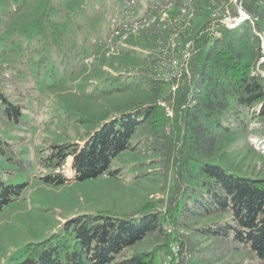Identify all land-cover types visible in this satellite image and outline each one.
Wrapping results in <instances>:
<instances>
[{
	"label": "trees",
	"instance_id": "obj_1",
	"mask_svg": "<svg viewBox=\"0 0 264 264\" xmlns=\"http://www.w3.org/2000/svg\"><path fill=\"white\" fill-rule=\"evenodd\" d=\"M28 1L0 0V22L10 20ZM56 1L43 0L27 27L10 26L3 32L0 26V57L13 56L5 64L0 62V108L9 119L18 120L23 112V104L10 99V95H27L18 81L28 73L23 66L49 70L57 60L52 55L64 57L76 49L78 57L87 52L88 36L82 35V44L77 45L79 12H70ZM239 3L255 17L249 19L253 23L248 19L234 27L218 23L211 35L192 33L191 53L186 61L180 59L182 70L174 78L167 77V72L162 76L161 67L160 72L156 69L157 59L163 62L167 57L159 54L152 59L153 66L107 76L108 91L127 89L138 79L145 86L144 94L92 120L80 142L52 143L43 157L49 167L40 176L45 182L69 180L63 173L68 159L72 179L104 173L119 177V169L110 168L111 160L143 143L163 157L167 170L172 168V189L166 194L169 205L158 209L147 204L133 214L95 211L70 216L45 237L24 243L22 258L13 264H169L171 244L167 248L165 222L179 224L180 229L193 217L206 215L214 218L197 228L200 233L230 232L264 260V178L236 173L212 157L225 134L246 130L251 123H257L264 134V0ZM131 13L135 12L127 15ZM15 38L24 39V44ZM244 45H249L254 60L242 58ZM172 83H176L173 88ZM139 129H143L142 136L131 140ZM24 184L0 180V210L20 195ZM147 234L159 237L160 243L149 250L126 253ZM185 239L180 245L188 257ZM176 264L190 263L180 260Z\"/></svg>",
	"mask_w": 264,
	"mask_h": 264
},
{
	"label": "rangeland",
	"instance_id": "obj_2",
	"mask_svg": "<svg viewBox=\"0 0 264 264\" xmlns=\"http://www.w3.org/2000/svg\"><path fill=\"white\" fill-rule=\"evenodd\" d=\"M42 2L29 0L10 20L0 22L2 31L7 32L5 29L10 26H29ZM56 2L70 12H79L81 29L77 45L82 44V35L88 36L89 43H85L87 52L78 57L76 49L64 57L52 55L57 59L53 60L52 69L23 66L28 73L18 77V81L27 95H10L11 100L23 104L21 116L18 120L9 119L0 108V138L3 140L0 180L5 184L25 183L20 195L0 210V264L20 260L24 243L45 237L70 216L95 211L133 214L147 204L158 209L169 205L166 194L172 189V168L167 170L163 157L147 150L143 143L121 151L111 160L110 168H118L119 177L104 173L72 179L68 159L63 173L70 179L56 184L45 182L40 176L49 171V167L44 165L43 157L52 143L78 142L92 127V120L122 109L129 100L144 94L145 86L138 79L127 89L108 91L107 76L120 70L153 66L152 59L161 57L158 54L168 58L163 62L157 59L159 62L155 63L159 65L156 68L159 72L161 67L163 76L169 66L183 58L181 51L190 49L194 40L190 35L205 32L212 14L219 10L235 13L234 4L228 5L229 0H175L155 11L134 30L111 36L110 30L116 22L129 20L142 10L134 7L129 11L135 13L127 15L129 11L125 13L120 8L115 14L117 0ZM118 6L121 7L120 0ZM18 41L25 42L15 38V42ZM242 58L254 60L249 45L243 46ZM12 59L13 56L5 55L0 57V62L5 64ZM174 86L176 83H172L171 87ZM86 116L91 120L85 119ZM142 133L143 129H139L131 140L135 141ZM261 134L257 123H251L246 130L225 134L215 146L212 157L236 173L264 178V134ZM213 218V215L196 216L186 220L187 225L180 229L179 224L165 222L167 248L171 243L181 248L169 264L180 260L190 264H264L248 243L233 239L230 232L227 235L200 233L197 228ZM183 238L187 239L188 257L180 245ZM159 243V237L147 234L125 251L149 250Z\"/></svg>",
	"mask_w": 264,
	"mask_h": 264
},
{
	"label": "bare ground",
	"instance_id": "obj_3",
	"mask_svg": "<svg viewBox=\"0 0 264 264\" xmlns=\"http://www.w3.org/2000/svg\"><path fill=\"white\" fill-rule=\"evenodd\" d=\"M121 1V8L124 10L123 12H127L134 7L137 9H141L142 13L139 15H135V17H132L129 20L123 21V22H116L113 27H115V30L112 29L110 30V35L115 36L118 33L122 32H128L131 30H134L135 28L139 27L142 23L146 22L147 19L157 10L164 9L171 5L175 0H120ZM231 1V0H229ZM149 6H154L150 8V12L146 14L148 7ZM175 6V5H174ZM173 7V6H172ZM170 7V8H172ZM177 7V6H176ZM183 7V6H182ZM178 8V7H177ZM180 8V7H179ZM167 10V9H166ZM181 10V9H180ZM189 10V9H188ZM133 11V10H132ZM179 13L180 11H176ZM156 13V12H155ZM158 13V12H157ZM160 13V12H159ZM181 13V12H180ZM186 13V12H185ZM181 19V18H179ZM151 20V19H150ZM170 20V19H169ZM173 20V19H172ZM175 20V19H174ZM182 20V19H181ZM244 19H241L239 21L231 22L228 24L226 27H234L236 26L240 21ZM155 21V20H154ZM182 42V41H181ZM183 44V43H182ZM187 44H191L188 42ZM181 48V47H180ZM189 48V47H188ZM188 48H184L183 51H181L182 55H184L185 50ZM161 49V48H160ZM178 49V47H177ZM182 49V48H181ZM165 50V49H164ZM167 51V50H166ZM163 54V53H162ZM176 55V54H175ZM177 57V56H176ZM171 58V57H170ZM168 59V58H167ZM178 59V58H177ZM169 64V63H168ZM167 75H170V66L166 69ZM166 76L165 74H163ZM169 230V228H168ZM167 260H170L168 255H167Z\"/></svg>",
	"mask_w": 264,
	"mask_h": 264
},
{
	"label": "built area",
	"instance_id": "obj_4",
	"mask_svg": "<svg viewBox=\"0 0 264 264\" xmlns=\"http://www.w3.org/2000/svg\"><path fill=\"white\" fill-rule=\"evenodd\" d=\"M230 2H232L234 4L235 13H229L228 10H226V11L222 10L218 14L211 15V22H210V24L207 25V27L205 29V31H207L210 35L212 33H214V31H217L216 27H217L218 23H221L224 26H228L229 23L239 21L241 19H250V20L255 19V17H251L247 12H245V10L242 8V6H240L241 4H237V3H239L238 0H231ZM151 7H154V6H149L146 14L150 12ZM120 8L121 7L118 6V0H117L116 9H117L118 13H119ZM113 30H115V27H113ZM190 53H191V49H186L185 53L183 55V58L181 60L186 61L188 56L190 55ZM262 57H264V56H261V58ZM181 60L177 61V63H175L173 66H170V76H167V77H173L174 78L177 76V74L179 72H181L182 66H183V64H181V62H180ZM170 230H171V228L169 226V231ZM180 249L181 248L179 247V245L177 243H171V254H168L169 259L172 260L175 255L179 254Z\"/></svg>",
	"mask_w": 264,
	"mask_h": 264
}]
</instances>
